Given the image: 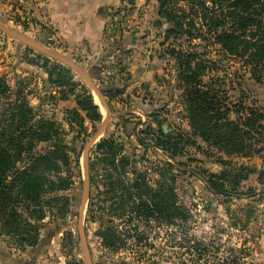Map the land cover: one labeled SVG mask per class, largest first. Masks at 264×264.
<instances>
[{"label": "rangeland", "instance_id": "374dc122", "mask_svg": "<svg viewBox=\"0 0 264 264\" xmlns=\"http://www.w3.org/2000/svg\"><path fill=\"white\" fill-rule=\"evenodd\" d=\"M27 1L0 0V21L78 64L94 79L110 109L107 128L92 144L88 154L89 163H94L93 181L81 221L91 263L207 264V260L213 263L232 258L231 254L236 252L243 256L241 264H264V151L248 158H229L223 154H208L189 145L185 146L183 155L173 159L155 148L153 132L158 131L159 122L165 133L192 137L183 104V89L179 88L176 79L178 67L170 56L175 40L166 41L170 26L164 20L160 21L157 1L120 0L109 6L97 51L92 48L70 50L56 36L53 27L34 16ZM194 44L197 48L185 44L183 48L175 49L198 52L204 60L216 62L218 69L213 67L215 73L210 77L222 78L228 71L225 88L235 103L238 94L236 78L232 75L239 68L236 59L228 58L218 46L206 48L200 40ZM45 58L40 52L0 32V78L8 82L13 97L21 94L26 98L36 119L44 117L58 125L66 145L76 149V152H68L73 162L70 170L75 171V160L79 157L81 177L73 176L72 188L58 193L69 199L68 211L64 216L58 211L57 214L56 209L46 212V219L38 226L40 244L36 247L19 249L0 236V264H88L78 232L85 180L84 152L106 120L107 113L98 96L91 92L100 106L103 120L101 123L86 120V133L77 136L67 123V111L77 109L75 98L69 96L68 100H63V91L68 90L59 85L58 82H63L59 73L51 71L66 68L75 82L84 84L68 66ZM242 85L249 97L248 104H256L264 111V79L257 83L247 74ZM80 91L81 87H77V92ZM147 129L152 134H146ZM138 135L146 139L147 149L138 143ZM109 138L116 140L120 155L129 158L125 177L129 185L136 171L153 189L160 186L173 188L179 202L191 214L185 226L177 230L154 219L149 224L133 221L134 225L130 226L124 220L126 217L115 214L116 207L106 202L108 172L98 162L100 156L95 150L101 140ZM197 143L206 148L201 140ZM44 149V144L38 147V151ZM219 157L247 169L244 175H248V179L240 188L257 190L256 197L223 198L211 192L205 178L230 166H223ZM112 174L117 178L116 172L112 171ZM106 225H113L126 235L128 230L134 238L125 236L127 239L122 248L110 249L101 237ZM195 242L214 247L207 259L198 260L196 255L188 253Z\"/></svg>", "mask_w": 264, "mask_h": 264}, {"label": "trees", "instance_id": "16d2710c", "mask_svg": "<svg viewBox=\"0 0 264 264\" xmlns=\"http://www.w3.org/2000/svg\"><path fill=\"white\" fill-rule=\"evenodd\" d=\"M156 1L160 21L164 20L170 26L166 41L175 40L170 56L178 67L176 79L179 88L183 89V104L192 137L165 133L159 122L158 131L153 132L155 148L173 159L183 155L185 146L189 145L208 154H223L229 158H248L263 152L264 111L256 104H248L249 97L242 84L247 74L257 83L264 79V0ZM196 40L202 41L206 48L218 46L228 58L236 59L239 68L232 75L236 78L238 94L235 103L225 88L228 71L222 78L210 77L215 73L213 67L218 69L216 62L204 60L198 52L175 49L183 48L185 44L197 48ZM54 70L51 72H58V77L63 79L59 85L68 90L63 91V100H68L69 96L75 98L77 109L67 111V123L77 136H81L86 133V120L102 122L100 106L85 85L74 81L70 70L62 67ZM77 87H81L80 92ZM150 129L145 133L152 134ZM197 140H201L206 148H201ZM137 141L147 149L145 138L138 135ZM43 144L45 149L38 151ZM118 148L116 140L109 138L101 140L95 149L100 156L98 162L108 172L106 202L116 207L115 214L126 217L124 220L130 226L134 225L133 221L149 224L151 219L177 230L185 226L191 214L179 202L172 187L153 189L136 171L129 185L125 177L130 161L120 155ZM68 152H76V149L66 145L58 125L44 117L36 119L26 98L21 94L13 97L8 82L0 78V236L6 237L11 245L23 250L36 247L40 244L38 226L46 219V212L56 209L61 216L67 213L69 199L58 193L72 188L73 176L81 177L79 157L75 160V171L71 172L73 162ZM218 161L223 166H230L205 178L214 195L246 199L258 195L252 188L247 191L240 188L248 179V175H244L245 167H237L221 157ZM93 166L90 162V183ZM112 171L118 174L117 178L113 177ZM126 233L106 225L101 237L106 247L118 250L123 247L125 236L134 238L128 230ZM140 237L144 239V236ZM213 248L195 242L188 253L202 260L207 259ZM231 255L232 258L223 261L211 263L207 260V264H241L243 256L240 253Z\"/></svg>", "mask_w": 264, "mask_h": 264}, {"label": "crops", "instance_id": "0c3cea01", "mask_svg": "<svg viewBox=\"0 0 264 264\" xmlns=\"http://www.w3.org/2000/svg\"><path fill=\"white\" fill-rule=\"evenodd\" d=\"M120 0H28L34 16L53 27L56 36L71 49L98 50L106 21V9Z\"/></svg>", "mask_w": 264, "mask_h": 264}, {"label": "water", "instance_id": "95a60500", "mask_svg": "<svg viewBox=\"0 0 264 264\" xmlns=\"http://www.w3.org/2000/svg\"><path fill=\"white\" fill-rule=\"evenodd\" d=\"M0 32L5 34L6 36L15 39L17 41H19L20 43H22L23 45H25L26 47H28L31 50H35L37 52H40L41 54H43L45 57H47L48 59H52L55 60L56 62H59L61 64H64L66 66H68L71 70H73L74 72H76L81 81L83 82V84L87 87V89L91 92H94L99 100L100 103L102 105V107L104 108V110L107 113V118L106 120H104L98 130V132L96 133V135L92 138V140L87 144L85 152H84V173H85V180L83 182V193H82V202H81V210L78 213V232H79V236L80 239L82 241V243L84 244V248H85V254H86V258L88 261V264H92L91 260H90V256L89 253L87 251V247L85 244V234H84V229H83V225H82V213L84 211V206L85 203L87 202V200L90 197V176H89V150L92 146V144L95 142V140L106 130L107 128V124L109 121V117H110V109L109 106L101 92V90L96 86L94 79L89 75V73H87L86 71H84L78 64L72 62L70 59L66 58L65 56H63L62 54H60L57 51H54L50 48H47L45 46H43L42 44H40L39 42H37L36 40L20 33L17 32L11 28H9L7 25H5L4 23H2L0 21ZM36 259V258H34Z\"/></svg>", "mask_w": 264, "mask_h": 264}]
</instances>
